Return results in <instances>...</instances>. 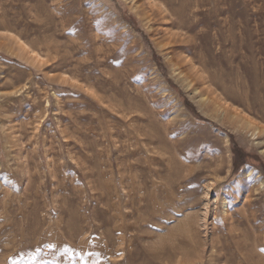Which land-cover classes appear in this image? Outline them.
Wrapping results in <instances>:
<instances>
[{"label": "rangeland", "instance_id": "374dc122", "mask_svg": "<svg viewBox=\"0 0 264 264\" xmlns=\"http://www.w3.org/2000/svg\"><path fill=\"white\" fill-rule=\"evenodd\" d=\"M0 264H264V0H0Z\"/></svg>", "mask_w": 264, "mask_h": 264}, {"label": "trees", "instance_id": "16d2710c", "mask_svg": "<svg viewBox=\"0 0 264 264\" xmlns=\"http://www.w3.org/2000/svg\"><path fill=\"white\" fill-rule=\"evenodd\" d=\"M234 155H235V159H234L233 168L235 170H237L244 165V163L242 161V157H243L244 153L241 152L240 150H235Z\"/></svg>", "mask_w": 264, "mask_h": 264}, {"label": "bare ground", "instance_id": "6f19581e", "mask_svg": "<svg viewBox=\"0 0 264 264\" xmlns=\"http://www.w3.org/2000/svg\"><path fill=\"white\" fill-rule=\"evenodd\" d=\"M24 46V45H23ZM26 48V47H25ZM28 48V47H27ZM29 51H30V49H28ZM34 53V52H33ZM30 54H31V52H30ZM220 108V107H219ZM255 124V123H254ZM246 125V124H245ZM225 206H223V208H224Z\"/></svg>", "mask_w": 264, "mask_h": 264}]
</instances>
